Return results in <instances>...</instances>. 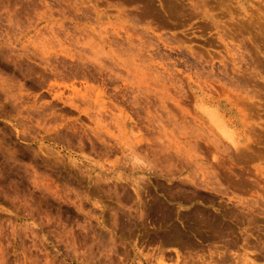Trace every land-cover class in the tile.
I'll return each mask as SVG.
<instances>
[{
    "label": "rangeland",
    "instance_id": "374dc122",
    "mask_svg": "<svg viewBox=\"0 0 264 264\" xmlns=\"http://www.w3.org/2000/svg\"><path fill=\"white\" fill-rule=\"evenodd\" d=\"M217 251L264 264V0H0V264Z\"/></svg>",
    "mask_w": 264,
    "mask_h": 264
},
{
    "label": "bare ground",
    "instance_id": "6f19581e",
    "mask_svg": "<svg viewBox=\"0 0 264 264\" xmlns=\"http://www.w3.org/2000/svg\"><path fill=\"white\" fill-rule=\"evenodd\" d=\"M226 137H227V135L226 134H224ZM230 139V138H229ZM231 140V139H230ZM149 210V209H148ZM248 210V209H247ZM173 212V211H172ZM151 213V212H150ZM168 215V214H167ZM162 216V215H161ZM142 217V216H141ZM167 217H169V216H167ZM201 217V216H200ZM161 218V217H160ZM190 218V217H189ZM187 219V218H186ZM191 219V218H190ZM200 219V218H199ZM214 219V218H213ZM173 221V217H169L168 218V221ZM169 221V222H170ZM193 221V220H192ZM202 221V220H201ZM207 221V220H206ZM211 221V220H210ZM161 222V221H160ZM164 222V221H163ZM209 222V221H208ZM207 222V223H208ZM153 223H155V222H153ZM159 223V222H158ZM165 223V222H164ZM215 223V222H214ZM205 225H206V223H204ZM163 225H165V224H163ZM169 226H168V228L166 229V230H163L162 229V231L163 232H165V234L166 233H168L169 235H168V238L169 239H173L174 241L175 240H181L182 241V239H183V234L181 233V231L174 225V223L172 222V223H170V224H168ZM177 225V224H176ZM212 225V224H211ZM203 226V225H202ZM201 226V227H202ZM215 225H213L212 227H214ZM159 228V227H158ZM217 228V227H216ZM211 229V228H210ZM218 229V228H217ZM200 230V229H199ZM197 231V230H196ZM218 231V230H217ZM158 232H160V231H158ZM213 232H215L214 231V229H213ZM186 234V233H185ZM219 234V233H218ZM220 234H222L221 232H220ZM158 235V234H157ZM216 235V234H215ZM210 236V235H209ZM213 237V236H212ZM167 238V239H168ZM185 238H186V236H185ZM217 238V237H216ZM166 239V240H167ZM183 240H185V239H183ZM249 240V239H248ZM168 241V240H167ZM165 242V241H164ZM171 243V242H170ZM191 243H192V241H191ZM177 244H178V241H177ZM199 245V244H198ZM217 246V245H216ZM216 248H220V247H216ZM192 250H193V248H192ZM217 250V249H216ZM200 251V250H199ZM215 251V250H214ZM211 252V251H210ZM228 252V251H227ZM227 252H225V253H227ZM175 253H176V256H177V259L179 260L182 256L180 255V253L178 252V251H175ZM220 253H222V252H220L219 251V253H218V251H217V254H215V253H213V255H216V259L214 258V256L213 255H210L211 256V258H210V260H211V262H208L207 263V261L205 260V259H203V257L201 256V257H197V256H195L196 258H198L197 260L195 259L194 260V262H192L193 264H226L227 263V261H229L231 258V256L233 255H231L230 257L228 256V257H226V255H225V257H224V252L222 253L223 254V256L220 254ZM191 254V253H190ZM211 254V253H210ZM196 255V254H195ZM199 255V254H198ZM238 255V254H237ZM165 256H167V255H165ZM192 256H193V254H192ZM205 256V255H204ZM240 257V256H239ZM167 258H170V257H167ZM207 258V257H206ZM229 258V259H228ZM166 259V258H165ZM231 261H232V259H231ZM230 261V262H231ZM189 262V261H188ZM241 262V261H240ZM231 263H233V262H231ZM237 263V262H236ZM250 263V262H249ZM160 264H168V263H166L164 260H162L161 261V263ZM185 264H186V262H185ZM187 264H189V263H187Z\"/></svg>",
    "mask_w": 264,
    "mask_h": 264
}]
</instances>
